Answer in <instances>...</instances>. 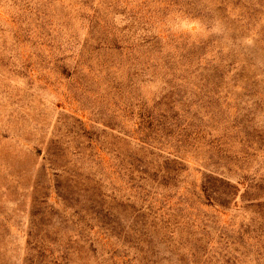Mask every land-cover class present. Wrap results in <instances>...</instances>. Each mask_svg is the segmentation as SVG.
<instances>
[{
    "label": "rangeland",
    "instance_id": "rangeland-1",
    "mask_svg": "<svg viewBox=\"0 0 264 264\" xmlns=\"http://www.w3.org/2000/svg\"><path fill=\"white\" fill-rule=\"evenodd\" d=\"M0 264H264V0H0Z\"/></svg>",
    "mask_w": 264,
    "mask_h": 264
},
{
    "label": "trees",
    "instance_id": "trees-1",
    "mask_svg": "<svg viewBox=\"0 0 264 264\" xmlns=\"http://www.w3.org/2000/svg\"><path fill=\"white\" fill-rule=\"evenodd\" d=\"M141 168H142V166H140V165H132V169L133 170H137L139 173L141 172L142 173V171H141ZM169 170H171V169H169ZM173 171H174V169H173ZM146 172V170L144 171V173ZM169 173H170V171H169ZM134 223H135V225H136V227H140V228H142V227H144V225H146V221H145V219L140 215V214H137L136 216H135V218H134ZM134 227V226H133ZM135 228V227H134ZM126 230V228L125 227H123V229H122V231H121V233L122 232H124Z\"/></svg>",
    "mask_w": 264,
    "mask_h": 264
}]
</instances>
